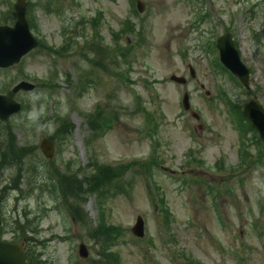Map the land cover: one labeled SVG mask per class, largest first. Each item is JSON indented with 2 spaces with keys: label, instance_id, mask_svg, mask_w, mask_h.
Instances as JSON below:
<instances>
[{
  "label": "rangeland",
  "instance_id": "rangeland-1",
  "mask_svg": "<svg viewBox=\"0 0 264 264\" xmlns=\"http://www.w3.org/2000/svg\"><path fill=\"white\" fill-rule=\"evenodd\" d=\"M136 1L27 0L39 46L0 70V94L35 85L0 122L1 237L23 226L45 264H97L103 250L120 264H264V145L232 111L264 105V0H141L142 14ZM14 4L0 0V22L14 24ZM226 32L250 90L220 67Z\"/></svg>",
  "mask_w": 264,
  "mask_h": 264
},
{
  "label": "water",
  "instance_id": "water-1",
  "mask_svg": "<svg viewBox=\"0 0 264 264\" xmlns=\"http://www.w3.org/2000/svg\"><path fill=\"white\" fill-rule=\"evenodd\" d=\"M18 19L14 27L0 26V68H7L17 64L23 56L37 47L38 41L32 36L29 24L26 18L27 3L26 0H16L14 6ZM137 8L140 13L144 7L141 1H137ZM218 49L222 63L236 76L242 85L250 88V71L241 61L239 52L235 48L230 33L223 35L218 39ZM194 76L193 69L191 70ZM172 80L178 83H185V79L173 76ZM34 85L21 82L13 90L12 94H16L20 90L31 91ZM184 106L189 108L188 95L184 97ZM21 105L15 102L11 97L0 95V119L2 121L19 112ZM241 111L249 119L254 128L259 133L260 139L264 142V106L256 99H252L244 106ZM41 149L46 157L52 158L54 155V145L49 140H44ZM3 220L0 218V231ZM135 236L142 238L145 234L144 220L137 218L136 224L132 227ZM24 244L8 243L0 240V264H25ZM80 254L87 257L88 252L84 246H81Z\"/></svg>",
  "mask_w": 264,
  "mask_h": 264
},
{
  "label": "trees",
  "instance_id": "trees-1",
  "mask_svg": "<svg viewBox=\"0 0 264 264\" xmlns=\"http://www.w3.org/2000/svg\"><path fill=\"white\" fill-rule=\"evenodd\" d=\"M231 106V105H230ZM233 107V106H231ZM235 113V117H236V125L238 127V129L241 131V135L246 132H254L253 127L251 126V124L247 121V119L244 117V115H242L240 108H235L234 110H232ZM114 119H112L113 121ZM254 136L256 137L255 133ZM256 140L258 141L259 139L256 137ZM18 151L13 149V157L16 156V153ZM7 159H11L8 155L6 156ZM153 162L152 164H155L156 161L154 159H151ZM6 161V160H4ZM100 183L99 180L94 179L93 181H91V189H97L100 187ZM164 214L169 215L170 211L168 208L164 209ZM168 220V219H167ZM112 227H107V226H102L101 228V234L103 233H108V234H112V236L109 238V240L113 237V239H118V237L120 236V233H118V231L116 233L113 234V231L111 229ZM109 230V232H108ZM31 246L33 247L34 244L32 243ZM103 251H101V253H99V257L100 260L98 261L97 264H120L117 257L114 256L113 254H111V258L109 257V255ZM36 254L30 252V248L27 250L26 252V257H27V263L26 264H45L41 259L38 260L36 259ZM35 257V258H34ZM105 259V260H104Z\"/></svg>",
  "mask_w": 264,
  "mask_h": 264
}]
</instances>
